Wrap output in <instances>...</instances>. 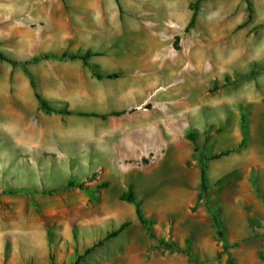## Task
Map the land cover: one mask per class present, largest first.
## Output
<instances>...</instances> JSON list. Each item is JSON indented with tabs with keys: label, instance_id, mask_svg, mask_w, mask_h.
Instances as JSON below:
<instances>
[{
	"label": "rangeland",
	"instance_id": "1",
	"mask_svg": "<svg viewBox=\"0 0 264 264\" xmlns=\"http://www.w3.org/2000/svg\"><path fill=\"white\" fill-rule=\"evenodd\" d=\"M195 1L26 0L30 12L12 16L5 12L8 0H2L0 50L22 63L0 59L1 105L14 103L0 110V233L47 231L57 244L49 264H195L186 252L157 246L159 238L181 249L191 240L197 264H264V19L256 21L251 0H245V20L230 32L245 33L237 69L220 71L221 79L211 77L208 90L193 95L185 85L192 70L191 49L201 38L213 44L210 50L222 40L218 0H202L194 25L188 27ZM116 3L124 17V40L112 46L96 27L109 20ZM63 52L88 53L89 64L55 57L31 61ZM96 56L108 65L113 62L111 69L102 68ZM147 56L156 63L137 62ZM157 62L171 67L158 72V88L140 96L144 102L136 110L145 118L159 115L162 138L154 150L145 143L146 157L129 164L153 167L174 155L188 168L228 151L221 155L226 164L232 158L245 160L228 170H209L207 193L200 170H166V165L109 170L124 167V159L115 151L119 133L110 127L100 135L101 125L124 120V113L110 118L120 111L115 108L124 107V96L112 94L120 85L106 83L95 72L132 74L139 71L136 66L156 71ZM36 92L51 107L73 114L46 112ZM57 121L64 124L62 132H57ZM60 133L65 136L59 145L63 152L46 149ZM42 134L50 144L38 140ZM131 184L158 238L138 219L135 204L122 199ZM213 214L221 221L223 236ZM125 222L118 235L107 238ZM10 257L7 245L4 264Z\"/></svg>",
	"mask_w": 264,
	"mask_h": 264
},
{
	"label": "crops",
	"instance_id": "2",
	"mask_svg": "<svg viewBox=\"0 0 264 264\" xmlns=\"http://www.w3.org/2000/svg\"><path fill=\"white\" fill-rule=\"evenodd\" d=\"M18 1L19 0H8V10L5 12L12 16L29 13L28 4L25 3L26 0H20V6L17 5ZM251 2L252 8L254 9V15L256 16V21L264 19V0H251ZM1 3L2 0H0V14L2 13ZM244 4L245 0L217 1V10L219 14L222 15V21L218 24V30L219 32H222V40L216 43V48L215 50L212 49L213 51L210 50V46L214 47L213 44H210L208 39L203 38L200 39L199 43L196 42L191 49L190 62L192 70H190V76L187 77V81L185 82V85L187 84L189 86V92L191 94H203L206 92L208 90L209 80L211 77L214 78L217 76L218 79H221V76L218 74L220 71L224 70L228 71V73H233L237 69L238 66H236V62L241 55L240 51L244 45L243 38L245 33L243 32V29L235 35H232L230 32L233 29V25L241 23L245 20L244 16L246 15V6H244ZM238 7L240 8L239 10ZM41 12H43V10ZM109 15V20L107 22H99L96 29L105 32L101 36L104 37L105 44H109L111 42L110 45L114 46L112 43L113 41L120 40L122 42L124 40V17L122 16L120 7H118L117 3L112 4ZM231 15L233 18L229 19ZM261 40H263V38L259 39V41ZM106 52L109 54L113 53L112 50H107ZM148 58V56L141 57L137 59L138 61H136L139 62L140 65L145 66H148L146 64L154 65L156 63H154L151 58ZM95 61L100 63L102 68H105L107 71L111 69L109 65L113 63L110 62L108 65L97 56ZM164 64V66L160 64L159 70L156 71L152 70L153 68H145V66H143L142 69L139 68L140 66H136L139 70L137 73H124L115 78H102L106 83L118 86L120 85L116 88V90L111 91L112 94L124 96V107L115 108L116 110H120L124 113V120H121L120 122L114 120L107 125H101L102 131L100 135H103L105 130L110 132V127L116 129V132L119 133L117 138L120 139V147H115V151L118 153V159H124V167H111L109 170H158L162 169L165 165L166 167L164 169L166 170H201L200 164L193 165L188 168L185 167L183 159L177 158L174 155H168V157L162 159L153 167H134L129 164L130 161L146 157L145 143L149 145L147 148H150L151 150H154L160 144L162 133L160 129L161 121L159 119V115L156 118H145L143 114L136 110V108L144 102L143 99H138L140 96L148 95L149 93H152L153 90L158 88L160 78L158 77L160 75L158 72L164 70L165 67H171L168 63ZM239 68H241V64ZM7 105L8 107H2L0 92V110L2 108L10 109L13 107L14 103H7ZM17 108L20 109L21 107ZM71 115L72 114H67L65 116L69 117ZM110 115L111 119L119 116L114 114ZM56 129L57 132L59 129V132H62L64 124L57 121ZM165 134L171 136V132H165ZM87 135L89 136V134ZM60 136L61 138H58L55 142H53V144H50L48 142L49 140H45L46 137L43 136V134L38 136V140L42 143L46 141L50 144L48 147L44 146L46 149L50 148L51 151L63 152V148L60 149L59 145L64 144L65 136L63 133H60ZM76 139L80 140V137ZM44 147L40 146L38 149H42L44 151ZM62 147H64V145ZM222 156L206 160L207 175H209V170H228L235 165V161L239 160V164H244L245 162L243 158H232V162L226 164L225 159H223ZM256 160V157H254L249 158L248 161L250 164ZM243 169L246 170L248 167L244 166ZM4 239H7L8 243H6ZM7 245L11 250V257L8 260V264H49L50 254L53 249L57 248V244L50 239L47 231L43 229L20 232H1L0 264H4L2 254L4 253Z\"/></svg>",
	"mask_w": 264,
	"mask_h": 264
},
{
	"label": "trees",
	"instance_id": "3",
	"mask_svg": "<svg viewBox=\"0 0 264 264\" xmlns=\"http://www.w3.org/2000/svg\"><path fill=\"white\" fill-rule=\"evenodd\" d=\"M201 1L202 0H196L195 2L191 3V8L194 9V13L192 15L191 21L189 22V26L188 27H191V26L194 25L195 18L197 16L198 6H199ZM250 10H251V8H250ZM49 57H55V58H61V59H65V58H68V59H81L86 65H88L89 64L88 59H89L90 55L88 53L79 54V53H72V52L71 53L70 52H63L60 55L43 54V55L35 56L31 61H36V60H38L40 58H49ZM0 59L8 61V62H10L12 64L22 63L19 60H16L14 58L9 57L2 50H0ZM23 63H26V61L23 62ZM95 74L99 78H102V77L115 78V77H118L120 75L119 72H111V73L95 72ZM36 97H37V99L40 102L41 108L44 109L46 112H57V113H61V114H73V112L70 111V110L55 109V108L51 107L50 104L41 96V94L39 92H36ZM121 113H122V111H116V112H112L111 114L119 115ZM89 115H100L101 117L105 118V117H107L108 114L90 113ZM243 119H244L243 121H245V116H243ZM243 128H244V126H243ZM243 133H244L243 134L244 137H243V140H242L241 144H243L245 142V140H246V131L244 130ZM189 137L197 145V137H196V135L194 133H190ZM228 152H220V153L212 155L211 157L201 158V161H200V168H201V170H200V179H201L202 191L204 193H207V191H208V176H207V170H206L207 169L206 160L209 159V158H217V157H219L221 155L227 154ZM79 186L81 187L82 183ZM122 199H124V200H126V201H128L130 203H134L135 204V210H136V215H137L138 219L144 225H146L148 227V230H149V232H150L152 237L158 238L156 236V234L154 233L151 224L147 221V219L144 216L143 210L141 208L140 202H138V200H137L136 194L134 192V186L132 184L129 185V190L122 194ZM213 218H214L215 226L218 229L219 234L221 236H223V230H222V226H221V221L216 216V214H213ZM126 225H127V222L122 224L118 229H116L113 232L109 233L107 235V238L115 236V235H118L122 231L123 227H125ZM158 241H159V244L157 246L166 245L167 247H169V248H171L173 250H181L183 252L188 253L189 257L194 260L195 264H197V260H195L196 259V255H195V252L193 251V246H192L191 240H189V239L187 240V248H185V249H181L180 246H178V244L176 242H170V241L165 240L164 238H159ZM93 248H94L93 246L88 248L86 250V253H89L90 251H92Z\"/></svg>",
	"mask_w": 264,
	"mask_h": 264
},
{
	"label": "bare ground",
	"instance_id": "4",
	"mask_svg": "<svg viewBox=\"0 0 264 264\" xmlns=\"http://www.w3.org/2000/svg\"><path fill=\"white\" fill-rule=\"evenodd\" d=\"M159 63H160V62H159ZM159 63L157 62V64H156V65H157V67H156L155 69H158V70H159V68H158V65H159ZM150 68H151V67H150Z\"/></svg>",
	"mask_w": 264,
	"mask_h": 264
}]
</instances>
